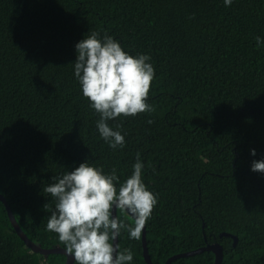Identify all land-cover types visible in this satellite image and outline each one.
<instances>
[{
	"label": "trees",
	"instance_id": "16d2710c",
	"mask_svg": "<svg viewBox=\"0 0 264 264\" xmlns=\"http://www.w3.org/2000/svg\"><path fill=\"white\" fill-rule=\"evenodd\" d=\"M89 31L150 56L155 69L154 111L108 121L122 125L123 148L100 137L99 113L74 75L75 45ZM256 37L264 41V0H0V196L26 238L65 250L46 227L52 177L88 160L106 174L116 168L123 183L140 153L143 182L158 200L145 225L152 264L212 244L222 247L221 264H264V173L251 170L264 159V43ZM118 243L133 251L130 264H145L141 236L122 230ZM65 261L28 249L0 202V264ZM171 264H214V255Z\"/></svg>",
	"mask_w": 264,
	"mask_h": 264
},
{
	"label": "clouds",
	"instance_id": "9594fccd",
	"mask_svg": "<svg viewBox=\"0 0 264 264\" xmlns=\"http://www.w3.org/2000/svg\"><path fill=\"white\" fill-rule=\"evenodd\" d=\"M224 3L231 6L233 0ZM256 43L259 47L264 41L256 37ZM75 49L74 75L83 97L99 113L96 127L100 137L114 150L123 148L125 139L119 130L122 125L113 130L108 121L154 111L147 102L155 78L151 57H134L111 36L105 34L101 38L100 33L90 31ZM251 155H256L254 149ZM143 168L137 153L133 172L123 183H119L116 168L106 174L102 167L92 166L88 160L61 177H52L55 182L44 191L56 203L46 227L58 235L75 264H130L133 260L130 248L120 250L118 238L123 230L130 238L139 240L158 202L157 195L143 182ZM251 170L264 173V159L254 160ZM116 210L128 219L114 215Z\"/></svg>",
	"mask_w": 264,
	"mask_h": 264
},
{
	"label": "water",
	"instance_id": "95a60500",
	"mask_svg": "<svg viewBox=\"0 0 264 264\" xmlns=\"http://www.w3.org/2000/svg\"><path fill=\"white\" fill-rule=\"evenodd\" d=\"M0 202L4 205L7 217L9 219V222L15 232V234L19 237V239L25 244V246L30 249L33 253H37L41 256H49V255H63L66 258L65 264H73L74 263V258L68 256L65 252L64 249L61 248H52V249H41L39 247L34 246L27 238L26 236L21 232L20 228L18 227L11 211L10 208L8 207L6 201L4 200V198L2 196H0ZM114 215H116V212H114ZM145 228L142 230L141 233V247H142V254H143V259L145 264H152L150 257L148 255V250H147V243H146V232H145ZM227 234H222L221 236H225ZM230 238L233 239V246L236 244L237 242V238L228 235ZM118 243V241H117ZM210 252L214 255V264H221L222 259H223V251H222V247L219 244H212V245H207L203 248H200L198 250H194L191 252H187V253H183V254H178V255H174L171 258H169L165 264H171L174 260L177 259H181V258H187V257H191V256H195L198 254H201L203 252Z\"/></svg>",
	"mask_w": 264,
	"mask_h": 264
}]
</instances>
